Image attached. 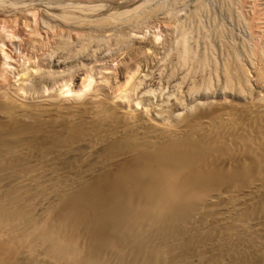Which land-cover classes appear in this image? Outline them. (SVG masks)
<instances>
[{
    "label": "bare ground",
    "instance_id": "6f19581e",
    "mask_svg": "<svg viewBox=\"0 0 264 264\" xmlns=\"http://www.w3.org/2000/svg\"><path fill=\"white\" fill-rule=\"evenodd\" d=\"M238 55L220 70L230 99L165 122L128 76L109 93L89 80L41 99L25 96L24 72L0 80V252L16 264H264V59L256 81Z\"/></svg>",
    "mask_w": 264,
    "mask_h": 264
},
{
    "label": "rangeland",
    "instance_id": "374dc122",
    "mask_svg": "<svg viewBox=\"0 0 264 264\" xmlns=\"http://www.w3.org/2000/svg\"><path fill=\"white\" fill-rule=\"evenodd\" d=\"M218 31L224 34L221 38L215 37ZM183 41L193 55L188 62L179 59ZM228 48L239 53L254 77L258 67L253 60L264 59V0H0V80L12 85L24 72L27 98L54 95L65 85L78 90L89 80L99 84L92 88L101 87L98 81L105 83L102 88L109 93L114 84L131 78L137 84L131 93L142 102L140 107L162 111L157 118L170 121L197 105L231 98L220 75ZM201 54L210 55L208 66H217L204 69L215 70L212 78L197 64ZM260 88L251 85L250 91ZM9 254L0 252V264H16Z\"/></svg>",
    "mask_w": 264,
    "mask_h": 264
}]
</instances>
